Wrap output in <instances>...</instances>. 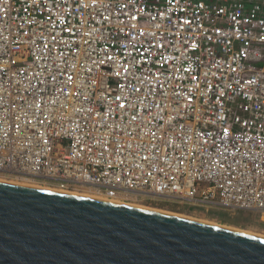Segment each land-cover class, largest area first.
<instances>
[{"label": "built area", "instance_id": "obj_1", "mask_svg": "<svg viewBox=\"0 0 264 264\" xmlns=\"http://www.w3.org/2000/svg\"><path fill=\"white\" fill-rule=\"evenodd\" d=\"M0 177L264 219V0H0Z\"/></svg>", "mask_w": 264, "mask_h": 264}, {"label": "water", "instance_id": "obj_2", "mask_svg": "<svg viewBox=\"0 0 264 264\" xmlns=\"http://www.w3.org/2000/svg\"><path fill=\"white\" fill-rule=\"evenodd\" d=\"M0 264H264V238L0 182Z\"/></svg>", "mask_w": 264, "mask_h": 264}, {"label": "bare ground", "instance_id": "obj_3", "mask_svg": "<svg viewBox=\"0 0 264 264\" xmlns=\"http://www.w3.org/2000/svg\"><path fill=\"white\" fill-rule=\"evenodd\" d=\"M0 182L20 185V186H25V187H31V188H36V189H42V190H47V191L59 192V193H64V194L76 195V196L92 198V199H97V200H102V201H108V202H113V203H117V204H120V205H125V206H129V207L139 208V209H143V210H150V211L164 213V214H168V215L179 216V217H182V218L190 219L192 221H196V222H200V223H204V224H208V225H212V226H218V227L230 229V230H233V231L241 232V233H244V234H248V235H251V236L264 238V235H262V234L254 233V232L252 233V232H249V231H244V230L236 229V228H233V227H227V226L219 225L218 223H216L214 221L213 222L207 221V219L203 220L201 218L189 217L188 215H187L188 216L187 217V216H184V215L171 213V212H165V211L149 208V207H146L144 205H139V204H134V203L133 204H127V203L125 204V203H121L120 201H116V200H112V199L108 200L107 197H103V195H101L100 193L94 192V191H90V190H83V191H77V192H63V191H61L59 189L51 188L49 186L45 187V186H42V185H39V184H36V183H30V182H18V181L16 182L14 180H8V179H5L3 177H0ZM84 191L86 193H81V192H84ZM94 193H98V194H94Z\"/></svg>", "mask_w": 264, "mask_h": 264}, {"label": "rangeland", "instance_id": "obj_4", "mask_svg": "<svg viewBox=\"0 0 264 264\" xmlns=\"http://www.w3.org/2000/svg\"><path fill=\"white\" fill-rule=\"evenodd\" d=\"M42 186H44V185H42ZM81 193H86V192L84 191V192H81ZM94 194H98V193H94ZM103 197H105V196H103ZM107 198H108V200H111V199L115 200L113 198H109V197H107ZM120 202L121 203H125V204L126 203L127 204H133L132 202H122V201H120ZM134 204H138V203H134ZM139 205H144V206L149 207V208L158 209V210L165 211V212L176 213V214H180V215H184V216L188 215L189 217L201 218L203 220L207 219V221H211V222L214 221V222L218 223L219 225H223V226H227V227H233V228H236V229L249 231V232H252V233L253 232L254 233H259V234L264 235V226H262V224H264V219L262 221L260 219H257V221H256V218H255L254 221L252 220L249 225H244V226L243 225L242 226L239 225L238 226V225L233 224L232 222L222 223L219 219L212 218L209 215L194 214V213H192L190 211H186V210H176L174 208H167V207H163V206H156V205H149V204H139ZM240 213H245V212H239L238 214H240ZM225 214L228 215L227 213H225ZM234 217H231V219H233Z\"/></svg>", "mask_w": 264, "mask_h": 264}, {"label": "trees", "instance_id": "obj_5", "mask_svg": "<svg viewBox=\"0 0 264 264\" xmlns=\"http://www.w3.org/2000/svg\"><path fill=\"white\" fill-rule=\"evenodd\" d=\"M258 1H262V0H258ZM226 213V212H225ZM223 211H214L209 213V216L212 218H217L219 219L222 223H228V222H232L235 225H240V226H244V225H249L251 223V221L255 219V215H253L252 213H240L238 215H236L233 219H231L230 215H226ZM262 226H264V224H262Z\"/></svg>", "mask_w": 264, "mask_h": 264}]
</instances>
